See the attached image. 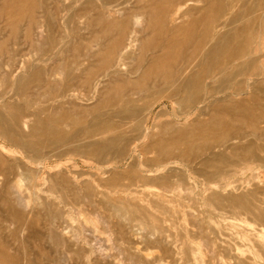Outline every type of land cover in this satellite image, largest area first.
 <instances>
[{
    "label": "rangeland",
    "instance_id": "374dc122",
    "mask_svg": "<svg viewBox=\"0 0 264 264\" xmlns=\"http://www.w3.org/2000/svg\"><path fill=\"white\" fill-rule=\"evenodd\" d=\"M26 1L0 0V117L11 123L13 131L30 144L23 152L17 145H10L0 133V264H264V75L251 78L253 86L250 84L249 87H255L256 91L249 87L245 90L250 73L237 75L233 82L241 85L236 89L212 93L202 102L195 101L190 108L177 102L178 95L174 100L169 99L170 86L162 85L161 80L165 76L163 67L174 64L168 68L174 74L197 40L196 36H190L189 46L174 47L173 52L178 58L174 53L169 58H163L161 54L166 41L178 42L184 38L182 33L173 29L182 20L185 22L189 14L192 15L186 22L213 19V22L226 26L233 25L227 22L237 25L252 22L255 34L259 33L254 48L262 53L254 67L258 68L257 71L263 70L264 0H222L223 7L218 3L208 5L207 0ZM164 2L169 4L166 6ZM20 7L27 14H20ZM144 10L147 14L150 11L155 13L157 19L153 15V20L158 22H150ZM16 13L19 15L14 16ZM144 19L148 20L144 23ZM29 24L31 26L27 28ZM128 39L134 41L133 45ZM118 45L122 46L119 48ZM69 49H76L78 53L70 56L73 52ZM138 52H141L139 57ZM116 55L120 61H126L120 62L116 68L113 65L104 67L109 57L113 60ZM174 58H177L176 63ZM151 59L160 68L145 74L142 71L150 65ZM76 66H79L78 70ZM166 69L163 71L168 72ZM216 79L218 77L213 81L206 79L202 92L207 94L215 87ZM134 80L139 85L142 82L140 86L144 87L134 93L135 97L152 89L157 91L156 97H163L153 103L151 109V103L143 106L137 101L140 110L135 118L115 116L119 107L111 102L112 96L128 94L132 88L130 81ZM46 82L52 87H47ZM198 96L203 97L202 94ZM213 98L221 100L211 106ZM245 101L252 105H247L248 112ZM213 109L216 114L212 120L216 128L206 130L203 121L210 118ZM32 111H37L41 122H47L48 115L64 112L69 118L76 119L74 127L89 122L95 114L99 115L100 120L107 121L111 128L94 138L119 134L120 139L115 145L118 150L104 155L79 154L73 151L74 146L91 138L73 135L52 145L49 138L59 134L49 133L45 140L43 135L30 137L28 133L35 119L30 115ZM60 116L50 119L49 124L62 133L60 137H65L62 135L69 134L73 124L69 118ZM194 122H202V128ZM159 125L169 127L163 132ZM144 127H149L147 133L143 131ZM221 133L223 137L216 145L201 148L203 151L198 150L195 157L192 153L189 157L186 154L188 158L184 154L181 158L179 152L185 146L202 142L204 138L208 141L213 134ZM170 138L177 142L176 149L172 147L167 155L158 148L154 150L152 145L155 146L157 141H170ZM186 140L191 142L188 144ZM39 141L41 147H36L35 143ZM215 156L217 162L213 168L208 162ZM194 251H198L197 257Z\"/></svg>",
    "mask_w": 264,
    "mask_h": 264
},
{
    "label": "bare ground",
    "instance_id": "6f19581e",
    "mask_svg": "<svg viewBox=\"0 0 264 264\" xmlns=\"http://www.w3.org/2000/svg\"><path fill=\"white\" fill-rule=\"evenodd\" d=\"M24 1H26V0H24ZM143 2H144V0H142ZM142 1H141V3H142ZM146 1H148V0H146ZM163 1V0H162ZM161 1V2H162ZM166 1V0H165ZM168 1V0H167ZM166 1V2H167ZM185 0H183V2H184ZM190 1V0H189ZM193 1V0H192ZM206 1V0H205ZM208 1V5L210 4L211 6L212 5H214V4H217L218 3V5L219 6H222L223 7V4L221 3V1L222 0H207ZM214 1V2H213ZM27 2V1H26ZM26 2H25V4L24 5H26ZM74 2V1H73ZM160 2V3H161ZM166 2H164L165 3V5H166ZM169 2V1H168ZM174 2V1H173ZM213 2V3H212ZM24 3V2H23ZM35 3V2H34ZM148 3V2H147ZM156 3H157V1H156ZM179 3V2H178ZM182 3V2H181ZM188 3L189 2H187V4H185V6L186 5H188ZM9 4V3H8ZM28 4V3H27ZM162 4V3H161ZM169 4V3H168ZM167 4V5H168ZM173 4V3H172ZM255 4V3H254ZM18 5H19V3H18ZM145 4H143V6H144ZM164 5V6H165ZM166 5V6H167ZM171 5V4H170ZM169 5V6H170ZM184 6V5H183ZM23 7V6H22ZM29 7V6H28ZM147 7H149V8H152V7H150V6H147ZM147 7L145 8V9H147ZM188 7V6H187ZM186 7V8H187ZM6 8H7V5H6ZM32 8V7H31ZM71 8V7H70ZM115 8V7H114ZM167 8V7H166ZM177 8V7H176ZM182 8V7H181ZM180 8V9H181ZM184 8V7H183ZM185 8V9H186ZM21 7H20V14H21V12L22 13H24V14H27V13H25V12H23V11H21ZM69 9V8H68ZM152 9H154V8H152ZM168 9V8H167ZM174 9H175V7H174ZM173 9V10H174ZM206 9H207V7H205V9H204V11L206 12ZM209 10H211L212 9V7H210V8H208ZM23 10V9H22ZM142 10H143V8H142ZM141 10V11H142ZM166 10V9H165ZM176 10V9H175ZM178 10V9H177ZM9 11V10H8ZM24 11H26V10H24ZM30 11V10H29ZM33 11V10H32ZM74 11V10H73ZM82 11V10H81ZM84 11V10H83ZM82 11V12H83ZM160 11V10H159ZM76 12V11H75ZM139 12V11H138ZM147 12H149V11H147ZM176 12V11H175ZM19 13H16V15H14V16H18L19 15ZM29 13V12H28ZM33 13V12H32ZM47 13V12H46ZM79 13V12H78ZM102 13V12H101ZM144 14L146 13V11L144 10V12H143ZM178 13V12H177ZM18 14V15H17ZM24 14H22V16H24ZM80 14H82V13H80ZM103 14V13H102ZM135 14V13H134ZM139 14V13H138ZM140 14H142V13H140ZM155 13H152L151 11L147 14L146 13V15H147V17H148V19H150V22H152V21H156V20H153V15H154ZM167 14V13H166ZM171 14V13H170ZM175 14V13H174ZM188 14V13H187ZM186 14V15H187ZM198 14V13H197ZM6 15H8V14H6ZM128 15V14H127ZM173 15V14H172ZM183 15H185L184 13H183ZM190 15V14H189ZM189 15H187L186 17H188V19H190L189 18ZM192 15V14H191ZM190 15V16H191ZM178 16V15H177ZM180 16H182V14L180 15ZM25 17V16H24ZM23 17V18H24ZM26 17H28V19H29V16H26ZM31 17V16H30ZM123 17H124V15H123ZM144 17V16H143ZM154 19H157L156 17L157 16H155L154 15ZM168 17V16H167ZM193 17V16H192ZM195 17V16H194ZM10 18V17H9ZM12 18V17H11ZM10 18V19H11ZM73 18V17H72ZM101 18V17H100ZM121 18V17H120ZM179 18H181V17H179ZM182 18H183V16H182ZM181 18V19H182ZM185 18V17H184ZM7 19H8V17H7ZM13 19V18H12ZM119 19V18H118ZM127 19H128V16H127ZM126 19V20H127ZM148 19H144L143 21H144V23H145V20H148ZM166 19V18H165ZM172 19H173V17H172ZM178 19V18H177ZM187 18H185V22L183 21H181V22H179V24H177L176 26H175V28L173 29V30H178V32H180V33H182L183 34V36L182 37H184V38H181V40L180 41H178V42H168L167 43V41L164 43V45L162 46V48H161V54H163L164 56H163V58H169V56H171V55H174L176 52H173V50H175V49H173L174 47H176V46H180V48H184V47H187L186 45H188V41H189V38H190V36H196V38H197V40H195V42L192 44V46L190 47L191 48V53L190 54H188L187 55V58H185V59H183V64L179 67V68H177V71L176 72H174V74H173V72L172 71H169L168 70V68L170 67V66H165L167 69L166 70H168V72H166V71H163L164 70V68L165 67H163V69H162V73L165 75L164 77H162V85H168V86H170V92H171V94H169L167 97L169 98V99H172V100H174L173 98H174V96H179V99H178V103H180L181 105H183L184 107H186V108H190V107H192L193 105H194V103H195V101H198V102H202V101H204V99L205 98H208V97H210L211 95H212V93H216V92H220L221 90H223V89H231V88H237V85H241V84H236L235 82H233L234 81V77L235 76H237V75H244V74H247V73H250V77H249V79L248 80H246V85H247V87H245V90H246V88H248L249 86H251L250 84H252V86H253V81H252V77L253 76H258V78L259 77H261V76H263L264 75V68H263V70H260V71H257V67L255 68L254 67V62L255 61H257L260 57H261V55H262V53H260V51L259 50H256L255 48H254V42H255V39L257 38V37H259V33H258V35L257 34H255V31L252 29V22H243L241 25H237V24H235L234 22H227V23H229V24H231V23H233V25H227L226 26V24H224V25H220L219 23H217V22H213L214 20L212 19V21H208V22H194L195 20H193L192 22H186L187 20H186ZM30 20V19H29ZM48 20H49V18H48ZM112 20H113V18H112ZM179 20V19H178ZM177 20V21H178ZM114 21H116V19H114ZM123 21V20H122ZM166 21H168V18L166 19ZM173 21V20H172ZM171 21V22H172ZM7 22V21H6ZM42 22H44V21H42ZM84 22V21H83ZM100 23H102L101 21H99ZM138 22V21H137ZM136 22V23H137ZM156 22H158V21H156ZM155 22V23H156ZM29 23V22H28ZM41 23V22H40ZM54 23V22H53ZM84 23H86V22H84ZM90 23H91V20H90ZM100 23H98V24H100ZM126 23H129V22H126ZM160 23V22H159ZM176 23V22H175ZM7 24H8V22H7ZM97 24V23H96ZM154 24V23H153ZM28 25V24H27ZM26 25V26H27ZM42 25H43V23H42ZM85 25V24H84ZM88 25V24H87ZM91 25V27H92V25L93 24H90ZM108 25V24H107ZM112 25H114V24H112ZM168 25V24H167ZM169 25H171L170 24V22H169ZM30 24H29V26H27V28H30ZM39 26V25H38ZM96 26V25H95ZM152 25H150V27H151ZM153 26H156V24L155 25H153ZM158 26V25H157ZM218 26V27H217ZM84 27H86V26H84ZM88 27V26H87ZM86 27V28H87ZM114 27H115V25H114ZM114 27H111V28H114ZM11 28H13V27H11ZM40 28V27H39ZM99 28V27H98ZM107 28V27H106ZM117 28H118V26H117ZM123 28H125V27H123ZM159 28H160V25H159ZM74 29H75V27H74ZM126 29V28H125ZM125 29H122L123 30V32H124V30ZM169 29V28H168ZM148 30V29H147ZM150 30L151 29H149V32H150ZM152 30H154V28L152 27ZM163 30V29H162ZM28 31V30H27ZM159 31V30H158ZM160 31H161V29H160ZM159 31V32H160ZM103 32H104V29H103ZM103 32H102V34H103ZM155 32V31H154ZM153 32V33H154ZM170 32H171V30H170ZM13 33H14V31H13ZM55 33V32H54ZM71 33V32H70ZM75 33V32H74ZM105 33V32H104ZM125 33V32H124ZM167 33V32H166ZM79 34H81V33H79ZM152 33H150V35H151ZM159 34V33H158ZM50 35V34H49ZM54 35V34H53ZM73 35V34H72ZM75 35V37H78V35L76 36V34H74ZM70 36V35H69ZM118 36V35H117ZM27 37V36H26ZM57 37V36H56ZM113 37H115V36H113ZM112 37V38H113ZM149 37V36H148ZM172 37V36H171ZM43 38V37H42ZM69 38V37H68ZM112 38H110V40H112ZM122 39L124 38V37H121ZM134 38V37H133ZM147 38V37H146ZM175 38V37H174ZM40 39V38H39ZM78 39H79V37H78ZM117 39H119V38H117ZM126 39V38H125ZM149 39H151V37H149ZM57 40V39H56ZM127 40V39H126ZM125 40V41H126ZM134 40V39H133ZM137 40V39H136ZM135 40V41H136ZM148 40V39H147ZM153 40V39H152ZM41 41H43V40H41ZM44 41H45V39H44ZM57 41H59V40H57ZM108 41V40H107ZM107 41H105L104 43L106 44V42ZM122 41V40H121ZM124 41V40H123ZM129 41H131V40H129L128 39V42ZM141 41H144V40H141ZM46 42V41H45ZM54 42V41H53ZM70 42V41H69ZM73 42V41H72ZM134 41H131V45H133L132 43H133ZM193 42V41H192ZM47 43V42H46ZM45 43V44H46ZM58 43V42H57ZM123 44L122 45H124V42H122ZM127 43V42H126ZM130 43V42H129ZM149 43V42H148ZM153 43V42H152ZM48 44V43H47ZM72 44V43H71ZM81 44H83V42L81 43ZM80 44V45H81ZM99 44V43H98ZM128 44V43H127ZM122 45H118L119 46V48L122 46ZM143 45V44H142ZM69 46H71V45H69ZM107 46V45H106ZM108 46H109V44H108ZM124 46H126V45H124ZM189 46V45H188ZM73 47V46H72ZM102 47H104V46H102ZM130 47H132V46H130ZM146 47V46H145ZM258 47H259V45H258ZM67 48V47H66ZM142 48V47H141ZM140 48V49H141ZM35 49V48H34ZM115 49V48H114ZM129 50L131 49V48H128ZM134 49H135V47H134ZM261 49V48H260ZM55 50V49H54ZM70 51H72L73 52V54H71L70 56H72V55H74V53L75 52H77L76 51V49L73 51L72 49H69ZM84 50V49H83ZM123 50V49H122ZM138 50V49H137ZM39 51V50H38ZM53 51V50H52ZM69 51V52H70ZM139 51V50H138ZM142 51V50H141ZM154 51V50H153ZM186 51H188V50H186ZM259 51V52H258ZM83 52H85V51H83ZM98 53H99V51H97ZM100 52H101V50H100ZM105 51L103 50V53H104ZM106 52H107V50H106ZM110 52V51H109ZM108 52V53H109ZM114 52V51H113ZM123 52L124 51H122V54H123ZM133 52V51H132ZM131 52V53H132ZM134 52H137V51H134ZM179 52V51H178ZM78 53V52H77ZM125 53H127V50H126V52ZM124 53V54H125ZM141 52H138V57H139V54H140ZM174 53V54H173ZM121 54V55H122ZM133 54V53H132ZM131 54V55H132ZM180 54V53H179ZM178 54V55H179ZM94 55V54H93ZM96 55H98V54H96ZM99 55H101V54H99ZM107 55V54H106ZM120 55V54H119ZM176 56H177V54H175ZM75 56H76V54H75ZM110 57L111 56H113V54L112 55H109ZM137 56V55H136ZM94 57H95V55H94ZM100 57H102V55L100 56ZM104 57H106L105 55H104ZM110 57H109V61H108V59H107V63H106V66H104V67H112V65L114 66L113 68H116L117 67V65L118 64H120V62H124V60L123 61H120L119 59H117V55H116V57H113L114 59L112 60V59H110ZM179 56H177V58H178ZM54 58H56V57H54ZM62 58V57H61ZM65 58V57H64ZM63 58V59H64ZM81 58V57H80ZM107 58V57H106ZM119 58V57H118ZM123 58V57H122ZM137 58V57H136ZM177 58H174V62L176 63L177 61H176V59ZM49 60V59H48ZM147 60V59H146ZM66 61V60H65ZM74 61V60H73ZM105 61V60H104ZM126 61V60H125ZM263 61V60H262ZM58 62V61H57ZM57 62H55L56 64H57ZM99 62V61H98ZM97 62V63H98ZM102 62H103V59H102ZM132 62H133V60H132ZM153 59H151L150 60V65L149 66H147V67H145V69H143V73H145V74H147L148 72H150V71H155L156 69H159V68H157V66H156V62H153ZM160 62V61H159ZM162 62V61H161ZM164 62H168V60H165ZM173 62V61H172ZM264 62V61H263ZM74 63V62H73ZM72 62H71V64H73ZM82 63H83V61H82ZM81 63V64H82ZM85 63V62H84ZM101 63V62H100ZM91 64H93V63H91ZM123 64V63H122ZM125 64H130L129 66H131V63H126L125 62ZM140 64V63H139ZM167 64H169V62L167 63ZM22 65V64H21ZM105 65V64H104ZM121 65V64H120ZM124 65V64H123ZM164 65V64H163ZM174 64H172V66H173ZM261 65V64H260ZM25 66V65H24ZM53 66L54 67H56L57 68V66L56 65H54L53 64ZM53 66H51V68L53 67ZM80 66V65H79ZM79 66H76L75 68H79ZM103 66V65H102ZM116 66V67H115ZM128 66V65H127ZM129 66H128V68H129ZM161 66V65H160ZM171 66V67H172ZM31 67V66H30ZM99 67H101V66H99ZM103 67V68H104ZM118 67H120V66H118ZM171 67L169 68V69H171ZM78 68H77V70H78ZM95 68V67H94ZM102 68V67H101ZM121 68H122V66H121ZM133 68V67H132ZM53 69V68H52ZM57 69H59V68H57ZM62 69V68H61ZM65 69V68H64ZM106 69V68H105ZM140 69V68H139ZM101 70H104V69H101ZM100 70V71H101ZM125 70H126V65H125ZM129 70V69H128ZM131 70H133V69H131ZM15 71V70H14ZM28 71V70H27ZM26 71V72H27ZM42 71V70H41ZM62 71H63V69H62ZM85 71V70H84ZM99 71V72H100ZM124 71V70H123ZM123 71H121V72H123ZM138 72V70H135V72ZM157 71V70H156ZM12 72H13V70H12ZM65 72V71H64ZM68 72V71H67ZM86 72V71H85ZM87 72H90V71H87ZM117 72H118V70H117ZM134 72V73H135ZM147 72V73H146ZM80 73H83V71L82 72H80ZM110 73H112V72H110ZM116 73V72H115ZM124 73V72H123ZM127 73V72H126ZM129 73V72H128ZM167 73V74H166ZM13 74V73H12ZM25 74V73H24ZM144 74V75H145ZM66 75V74H65ZM106 76H107V74H105ZM105 75H104V77H105ZM173 75H178L179 77L177 78V77H174ZM20 76V75H19ZM37 76V75H36ZM40 76V75H39ZM87 76H90V74L89 75H87ZM93 76V75H92ZM100 76V75H99ZM117 76H120L121 77V75H117ZM245 76V75H244ZM27 77V76H26ZM77 77V76H76ZM83 77H84V75H83ZM95 77V76H94ZM108 77V76H107ZM106 77V78H107ZM215 77H218V79H216V86L215 87H213V88H210L209 89V91H208V93L207 94H205L206 92H202V90H203V88L204 87H206V84H205V80L206 79H208V80H210V81H213V79L215 78ZM28 78H29V76H28ZM103 78V77H102ZM101 78V79H102ZM106 78H105V80H106ZM21 79V78H20ZM24 79V77H22V79L21 80H23ZM41 79V78H40ZM73 79H75V78H73ZM92 79L93 78H91V80L90 81H92ZM109 79V78H108ZM246 79V78H245ZM32 80H34V79H32ZM235 80H236V78H235ZM15 81V80H14ZM60 81V80H59ZM87 81H89V80H87ZM104 81V80H103ZM42 82V81H41ZM40 82V83H41ZM53 82V81H52ZM52 82H50L51 84H52ZM80 83H82V81H81V79H80V81H79ZM78 82V84H80ZM110 82V81H109ZM144 82V81H143ZM59 83V82H58ZM86 83V82H85ZM99 83V82H98ZM101 83H102V81H101ZM100 83V84H101ZM118 83V82H117ZM120 83V82H119ZM44 84V83H43ZM46 84H47V82H46ZM56 84V83H55ZM77 84V83H76ZM76 84H74V85H76ZM77 84V85H78ZM83 84V83H82ZM103 84V83H102ZM121 84V83H120ZM130 84H131V91L130 92H128V94H126V95H124V96H118V95H114V96H112L113 98H112V101L111 102H114V103H117V106L119 107V109H118V111L115 113V116H120V117H126V118H135V116L138 114V112H139V108H138V105H137V101H140L141 102V105H143V106H145L146 104H149V103H151V106L149 107L150 109L152 108V106L154 105L153 103H155L156 101H158V100H160V98H162L163 96H161L160 98H158V96L156 97V95H157V91L156 90H148V91H144V94L143 95H141L140 96V94L138 93V95L135 97L134 95V93L135 92H139V90L140 91H142L143 89H144V87H142V86H140L141 84H142V82L140 83V85H139V82L137 81V80H134V81H130ZM48 85H50V84H47V87H48ZM90 84H88V86H89ZM98 86H99V84H97ZM108 85V84H107ZM115 85V84H114ZM255 85V84H254ZM80 86H81V84H80ZM83 86V85H82ZM243 86V85H242ZM256 86V85H255ZM50 87H52L51 85L49 86V88ZM72 87L73 88H75L73 85H72ZM93 87V86H92ZM259 87V86H258ZM77 88V87H76ZM75 88V89H76ZM87 88V87H86ZM104 88V87H103ZM120 88H122V87H120ZM249 88H252L253 89V87H249ZM248 88V89H249ZM260 88V87H259ZM71 89V88H70ZM98 89H100V87L98 88ZM102 89V88H101ZM124 89V88H123ZM251 89V90H252ZM254 89H255V87H254ZM253 89V90H254ZM69 90V89H68ZM89 90V89H88ZM110 89H108V92H110L109 91ZM121 90V89H120ZM119 90V91H120ZM205 90V89H204ZM243 90H244V88H243ZM250 90V91H251ZM50 91V90H49ZM62 91V90H61ZM74 91V90H73ZM254 91H256V90H254ZM258 91V90H257ZM57 92H58V89H57ZM63 92V91H62ZM93 92V90L91 91V93ZM114 92V91H113ZM247 92H248V90H247ZM246 92V93H247ZM259 92V91H258ZM50 93V92H49ZM72 93V92H71ZM70 93V94H71ZM233 93V92H232ZM231 93V94H232ZM236 93V92H235ZM250 93V92H249ZM77 94V93H76ZM102 94V93H101ZM103 94H105V93H103ZM117 94V93H116ZM203 95V97H199L198 95ZM224 94V93H223ZM242 94H244V92L242 93ZM100 95V94H99ZM106 95V94H105ZM110 95V94H109ZM132 95V96H131ZM239 95V94H238ZM253 95V94H252ZM256 95V94H255ZM71 96H72V94H71ZM77 96V95H76ZM134 96V97H133ZM177 96V97H178ZM217 96V95H216ZM220 96H221V94H220ZM73 97V96H72ZM103 97H105V96H103ZM106 97H107V95H106ZM109 97V96H108ZM215 97V96H214ZM255 97V96H254ZM76 98V97H75ZM102 98V97H101ZM101 98H99V99H101ZM249 98V97H248ZM256 98H258V97H256ZM54 99V98H53ZM51 100H52V98H51ZM219 100H221V98L220 99H218V98H213L212 100H211V102H210V104H211V106H214V105H216V103L217 102H219ZM222 100H224L223 98H222ZM258 100H259V98H258ZM97 101V100H96ZM208 102V101H207ZM95 103V102H94ZM206 103V102H205ZM243 103V102H242ZM251 103H253V102H251ZM193 104V105H192ZM245 104H246V101H245ZM71 105H72V103H71ZM104 105V104H103ZM180 105V106H181ZM247 105L249 106V105H251V104H249V103H247L246 104V107L245 106H243V107H245V110L248 112V110L246 109L247 108ZM207 106V105H206ZM229 106V105H228ZM238 106V105H237ZM241 106V105H240ZM252 106V105H251ZM250 107V106H249ZM248 107V108H249ZM59 108V107H58ZM74 109L76 108V107H73ZM177 108V107H176ZM197 108V107H196ZM202 108V107H201ZM61 109H63V108H61ZM57 110V109H56ZM78 110V109H77ZM101 110V109H100ZM237 110V109H236ZM244 110V109H243ZM71 111V110H70ZM104 111V110H103ZM102 111V112H103ZM197 111V110H196ZM187 112V111H186ZM198 112L201 114L202 112L201 111H199L198 110ZM197 112V113H198ZM259 112V111H258ZM261 112V111H260ZM259 112V113H260ZM263 112V111H262ZM99 113V112H98ZM211 115H210V118L206 121V119H205V122L203 121V124L204 125H206V127H204L206 130L207 129H215L216 128V123H215V121L214 120H212V117H214L215 116V110L213 109L211 112ZM169 114V113H168ZM225 114H226V112H225ZM224 114V115H225ZM264 114V113H263ZM263 114L261 115V116H263ZM30 115H31V117L33 116L35 119H34V125L30 128V130H29V133H28V136H35V135H43V136H45V137H43V139L45 140L46 138H47V135H49V133L50 134H52V133H56V134H59L58 136H53L52 138L50 137H48L49 139H50V143L52 144V145H56L57 143H59V141L60 140H62V138H69L70 136H73V135H75V136H82V138H91V139H89L88 141H84V142H82L83 144L82 145H80V146H74V149H73V151H76V152H78L79 154H83V153H85V152H92V153H94V154H96V155H101V154H107L109 151H111V150H114V151H116V150H118L117 149V142H118V140L120 139V135L118 134V135H115V136H113V135H111V136H109V138H99V139H96V138H94V136H97L98 134H100V133H102V132H104L105 130H108V129H110L111 127H110V125L107 123V121H102V120H100V118L98 117L99 115H94L91 119H90V121L89 122H86V123H84V125H81L80 127H74L75 125H76V119L74 118V119H71V118H69L66 114H64V112L63 113H58L57 115L56 114H54V115H48V117H49V119L47 120V122H41V119L39 118V115L37 114V111H32L31 113H30ZM62 116V118H65V119H68L69 118V121L73 124V127L71 128V130H70V132H69V134H65V135H62V136H65V137H60V134H62L61 132L59 133L56 129H54V128H52L51 127V125L49 124L50 123V121L51 120H54L55 118H58V116ZM103 115V114H102ZM173 115H174V113H173ZM221 115V113H219V116ZM256 115V114H255ZM255 115H253V116H255ZM60 116V117H61ZM73 116V115H72ZM171 116V115H170ZM226 116V115H225ZM227 116L229 117V115L227 114ZM259 116V115H258ZM85 117V116H84ZM105 117V116H104ZM178 117V116H177ZM218 117V116H217ZM221 117V116H220ZM219 117V118H220ZM225 118V117H224ZM51 119V120H50ZM245 119V118H244ZM111 121V120H110ZM231 121V120H230ZM244 122V121H243ZM24 123H26V122H24ZM194 123H196V125L197 126H199V128H202V122L200 123V122H194ZM219 123V122H218ZM235 124H237V123H235ZM252 124V123H251ZM250 123H249V125H251ZM12 124L11 123H9V122H7L5 119H3L2 117H0V133L9 141V143H11L10 145H17L18 147H19V149L21 150V151H23V152H25V150H27L28 149V147H30L29 145V142L28 141H25L24 140V138L22 137V136H20L16 131H13V128L14 127H12L11 126ZM155 125V124H154ZM194 125V124H193ZM203 125V126H204ZM161 125H159V127H160ZM162 126H163V124H162ZM222 126V125H221ZM226 126H227V123H226ZM152 127V126H151ZM156 127H158V126H156ZM166 126H164V127H160V129H161V131H163L164 132V130L165 129H167V127H169V125L165 128ZM190 127H193V129H194V126H190ZM196 127V126H195ZM225 127V126H224ZM136 128V127H135ZM185 128V127H184ZM222 128V127H221ZM228 129H230V126L229 127H227ZM224 129V128H223ZM155 130V129H154ZM178 130H180V129H178ZM177 130V131H178ZM182 130V129H181ZM197 130V129H196ZM222 130V129H221ZM232 131H234L233 129H231ZM144 132H148L149 131V127H144V130H143ZM150 131H151V129H150ZM156 131H157V129H156ZM160 131V130H159ZM167 131V130H166ZM173 131V130H172ZM188 131V130H187ZM209 131V130H208ZM229 131V130H228ZM122 132V131H121ZM153 132V131H152ZM184 132V131H183ZM200 132V131H199ZM212 132V131H211ZM142 133V132H141ZM146 133H144L145 135H147ZM175 133V132H174ZM178 133V132H177ZM187 133V132H186ZM195 133V132H194ZM202 133V132H201ZM204 133V132H203ZM227 133V132H226ZM166 134V133H165ZM167 134H170V133H167ZM197 134V136H198V133H196ZM220 134V133H219ZM140 135V134H139ZM138 135V136H139ZM149 135V134H148ZM147 135V136H148ZM176 135V134H175ZM174 135V136H175ZM200 135V134H199ZM202 135V134H201ZM177 136V135H176ZM179 136V135H178ZM197 136L195 137L196 139H197ZM203 136V135H202ZM1 137V136H0ZM122 137V136H121ZM145 137L146 136H143V138L145 139ZM181 137H183V136H181ZM200 137V136H199ZM210 137V136H209ZM209 137H207V138H209ZM221 137H223L222 136V133H221V135H217V134H213L212 135V137L208 140V141H206V140H204V139H202V142H201V140L199 141V143L198 142H194V144H189V142H191V141H189L188 142V140H186L187 141V143L189 144V146L188 147H184V150H182L181 152H179V154L181 155V158H182V156H183V154L185 155V157L186 158H188L189 157V154L191 155L192 153H193V155H192V157L194 156H196L199 152H198V150H200L201 148H204V149H206V146H210V145H212V144H214V145H216L215 143L217 142V141H219L220 139H221ZM142 138V139H143ZM156 138V137H155ZM184 138V137H183ZM187 138H189V137H187ZM225 138V137H224ZM264 138V137H263ZM263 138H262V140H263ZM157 139V138H156ZM174 139H175V137H174ZM190 139V138H189ZM6 140V141H7ZM41 140V139H40ZM191 140H193L192 138H191ZM8 141H7V143H8ZM153 141H156V140H154L153 139ZM221 141V140H220ZM41 142H42V140H41ZM62 142V141H61ZM44 143H45V141H44ZM152 143V142H151ZM150 143V144H151ZM195 143H198V144H195ZM36 144V147H41V144H40V141L39 142H37V143H35ZM153 144V143H152ZM184 144V143H183ZM220 144V143H219ZM225 144H227L226 142H225ZM116 145V146H115ZM186 145V144H185ZM218 145V144H217ZM221 145V144H220ZM145 146V145H144ZM149 146V145H148ZM153 147H154V150H155V148L157 149H159L158 151H160L163 155H167V154H169V151L171 150V148L173 147H175V149L177 148V142H175V140H171V138H170V141H162V140H159V141H157L156 142V144H155V146L154 145H152ZM151 145L149 146V147H151V149L153 148ZM180 146H184V145H182V144H180ZM230 146V145H229ZM228 146V147H229ZM121 147V146H120ZM148 147V148H149ZM218 147H219V145H218ZM227 147V148H228ZM123 148V147H122ZM144 149H145V147H143ZM208 148V147H207ZM221 148H222V146H221ZM230 148V147H229ZM120 149V148H119ZM151 149H150V152H151ZM174 149V150H175ZM121 150V149H120ZM153 150V149H152ZM202 151H203V149H201ZM218 150V149H217ZM236 150V149H235ZM70 151H72V150H70ZM114 151H113V153H114ZM215 151V150H214ZM218 151H221V149H219ZM40 152V151H39ZM117 152V151H116ZM153 152V151H152ZM198 152V153H197ZM212 152V151H211ZM173 153V152H172ZM197 153V154H196ZM221 153V152H220ZM243 153V152H242ZM246 154H247V152H245ZM40 154H42V152L40 153ZM115 154V153H114ZM122 154H123V152H122ZM158 154V153H157ZM177 153H174V155H176ZM186 154H187V156H186ZM196 154V155H195ZM209 154V153H208ZM225 154V153H224ZM245 154V155H246ZM250 154V153H249ZM26 155V154H25ZM67 155V154H66ZM161 155V154H160ZM255 155V154H254ZM121 156V155H120ZM119 156V157H120ZM172 157H173V155H171ZM214 156V155H213ZM256 156V155H255ZM27 157V156H26ZM164 157H166V156H164ZM179 157V156H178ZM243 157V156H242ZM251 157V156H250ZM44 158V157H43ZM42 158V159H43ZM118 158V157H117ZM153 158V157H152ZM185 158V159H186ZM213 158V160L212 161H209L208 163H212V164H210V166L211 167H213V168H215V166H216V162H217V156H215V157H212ZM244 158V157H243ZM96 159V158H95ZM148 159V158H147ZM171 159V158H170ZM174 159V158H173ZM177 159V158H176ZM178 159H180V157L178 158ZM207 159L209 160L210 158L209 157H207ZM206 159V160H207ZM229 159V158H228ZM27 160V159H26ZM149 160V159H148ZM181 160H183V159H181ZM205 160V161H206ZM96 161V160H95ZM104 161V160H103ZM114 161V160H113ZM151 161V160H150ZM175 161V160H174ZM204 161V162H205ZM31 162V161H30ZM38 162V161H37ZM107 162V161H106ZM154 162V161H153ZM225 162H227V161H225ZM232 162V161H231ZM36 163V162H35ZM34 163V164H35ZM105 162H103V164H104ZM113 163V162H112ZM152 163V162H151ZM150 163V164H151ZM164 163V162H163ZM205 163H207V162H205ZM233 163V162H232ZM95 164V163H94ZM99 164V163H98ZM102 164V165H103ZM107 165H108V163H106ZM142 164V163H141ZM144 164H145V162H144ZM167 164V163H166ZM169 164V163H168ZM204 164V163H203ZM36 165V164H35ZM110 165V164H109ZM27 166H28V164H27ZM40 166H41V164H40ZM113 166H114V164H113ZM141 166H143V165H141ZM145 166H146V164H145ZM160 166H161V164H160ZM167 166V165H166ZM35 167V166H34ZM38 167V166H37ZM32 168V167H31ZM148 168V167H147ZM157 168H160V167H157ZM163 169V168H162ZM34 171V170H33ZM20 175V174H19ZM162 185V184H161ZM157 192H159V191H157ZM156 193V192H155ZM160 195V194H159ZM159 195H157V197H159ZM164 195V194H163ZM243 195V194H242ZM241 195V196H242ZM249 195V194H248ZM154 197V196H153ZM156 197V196H155ZM240 197V196H239ZM255 198V196H252L251 198ZM257 197V196H256ZM164 198H166L165 196H164ZM245 198H246V196H245ZM253 198V199H254ZM161 199V198H160ZM253 199H252V201H253ZM246 200V199H245ZM244 200V201H245ZM248 200H249V196H248ZM254 202V201H253ZM233 204V203H232ZM239 205V204H238ZM250 205V204H249ZM239 206H241V202H240V205ZM216 207V206H215ZM218 207H220V206H218ZM250 207V206H249ZM253 206H251L250 207V209H253L252 208ZM127 208H128V206H127ZM241 208H243V207H241ZM256 208V207H255ZM244 209V208H243ZM249 210V209H248ZM255 210V209H254ZM261 210V209H260ZM247 211V210H246ZM253 212H255V211H253ZM248 213H250V211L248 212ZM251 214V213H250ZM254 215V214H253ZM125 216H126V214H125ZM251 216H252V214H251ZM124 217V216H123ZM122 217V218H123ZM255 217V216H254ZM126 219H128V217L126 218ZM257 223V222H256ZM148 229V228H147ZM189 241V240H188ZM184 243V242H183ZM192 243V242H191ZM185 244V243H184ZM186 248H187V246H186ZM199 248V247H198ZM197 249V248H196ZM194 250V249H193ZM198 250V249H197ZM195 252V251H194ZM200 253V252H199ZM196 254H198V251L197 252H195V257H197V255ZM204 254V253H203ZM191 255H192V252H191ZM193 255V256H194ZM201 255H202V253H201ZM204 256V255H203ZM230 256V255H229ZM184 257V256H183ZM199 257V256H198ZM201 258H202V256H200ZM231 257V256H230ZM204 258V257H203ZM202 258V259H203ZM187 259V258H186ZM196 259V258H195ZM198 259V258H197ZM205 259V258H204ZM192 260H193V258H192ZM199 260H200V258H199ZM198 261V260H197ZM197 261H193V262H197ZM227 261V260H226ZM230 261V260H229ZM228 261V262H229ZM232 261V260H231ZM188 262V261H187ZM199 262V261H198ZM197 262V263H198ZM227 262V263H228ZM200 263V262H199ZM198 263V264H199ZM226 263V262H225ZM201 264H203V263H201ZM229 264V263H228ZM230 264H233V263H230Z\"/></svg>",
    "mask_w": 264,
    "mask_h": 264
}]
</instances>
